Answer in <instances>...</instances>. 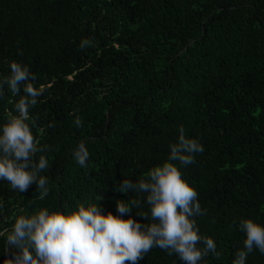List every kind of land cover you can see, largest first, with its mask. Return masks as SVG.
Wrapping results in <instances>:
<instances>
[{
    "label": "trees",
    "instance_id": "trees-1",
    "mask_svg": "<svg viewBox=\"0 0 264 264\" xmlns=\"http://www.w3.org/2000/svg\"><path fill=\"white\" fill-rule=\"evenodd\" d=\"M12 62L44 89L29 123L47 148L36 159L49 161V193L41 200L35 185L20 193L0 181V230L20 214L96 200L113 215L130 198L142 202L135 212H149L144 194L115 189L167 161L180 127L205 149L180 167L206 210L200 234L219 253L201 264H233L240 222L264 225V0H0V78ZM18 99L6 86L0 125ZM80 142L90 153L83 168L72 156ZM13 251L0 238V264ZM138 264L184 262L153 248ZM247 264L264 255L254 251Z\"/></svg>",
    "mask_w": 264,
    "mask_h": 264
},
{
    "label": "clouds",
    "instance_id": "clouds-1",
    "mask_svg": "<svg viewBox=\"0 0 264 264\" xmlns=\"http://www.w3.org/2000/svg\"><path fill=\"white\" fill-rule=\"evenodd\" d=\"M89 43L83 40L81 49ZM35 79L29 67L19 62H12L10 75L0 78V97L6 86L13 96H19L16 114L9 112L7 122L0 125V181L9 182L20 193L35 185L43 200L49 193V180L42 173L49 161L44 155L37 160L36 154L47 148L39 146L29 123L30 109L44 92L34 85ZM74 123L77 128L83 126L78 116ZM178 131L177 141L169 145L167 161L152 168L146 179H122L115 189L144 194L151 223H141L131 215L142 206L140 199L117 200L116 215L102 211L98 200L82 203L70 213L41 208L31 215L16 216L9 228L0 230V238L14 250L4 264H138L153 248L177 256L184 264H201L210 253L218 256L214 240L201 235L197 225L196 217L206 210L180 171L181 166L194 164L196 155L205 149L183 127ZM72 156L80 167H86L90 159L86 144L80 142ZM3 207L0 203V210ZM149 212L135 215L145 221ZM239 229L245 238L233 264H247L248 256L257 250L264 255V225L244 219Z\"/></svg>",
    "mask_w": 264,
    "mask_h": 264
},
{
    "label": "water",
    "instance_id": "water-1",
    "mask_svg": "<svg viewBox=\"0 0 264 264\" xmlns=\"http://www.w3.org/2000/svg\"><path fill=\"white\" fill-rule=\"evenodd\" d=\"M9 248L7 247V250H8Z\"/></svg>",
    "mask_w": 264,
    "mask_h": 264
}]
</instances>
